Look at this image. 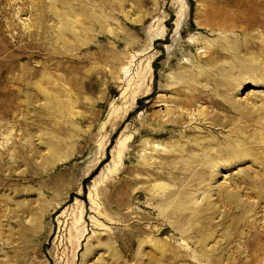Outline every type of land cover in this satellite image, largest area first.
<instances>
[{
	"label": "rangeland",
	"instance_id": "obj_1",
	"mask_svg": "<svg viewBox=\"0 0 264 264\" xmlns=\"http://www.w3.org/2000/svg\"><path fill=\"white\" fill-rule=\"evenodd\" d=\"M212 16L262 43L264 0H0V264H264V110L230 103L263 105L264 82L237 79L231 53L211 60L205 46L235 37ZM142 71L146 91L111 121ZM168 110L185 119L153 135ZM232 139L249 140L237 162L160 167L169 144ZM173 188L210 207L177 231L156 201Z\"/></svg>",
	"mask_w": 264,
	"mask_h": 264
},
{
	"label": "bare ground",
	"instance_id": "obj_2",
	"mask_svg": "<svg viewBox=\"0 0 264 264\" xmlns=\"http://www.w3.org/2000/svg\"><path fill=\"white\" fill-rule=\"evenodd\" d=\"M211 18H214L211 19L212 25H216L217 27H219L222 32L225 33V31L229 29L231 30V32H233V34H235V37H233L232 39H227L226 43L222 45L209 46V47L205 46L207 47L206 49H208L209 53L213 54L211 60L217 61L219 57L224 55V52L231 53L232 55H235L236 58L234 60L228 61V63L232 69H236V74L238 76L237 79H241V81L243 80L246 81L245 79H247L248 77L252 83H258L259 81L264 82V35L259 34L257 37H255L261 39L262 43L256 41L248 42L243 36L244 35L243 32L239 31L238 34L236 33L235 28L238 27V25L240 24L238 20L232 21L226 17H218V16H212ZM244 20L246 22V20L248 19L244 18ZM243 27L246 28L244 25ZM202 69L204 70L206 68H202ZM146 75L147 74H145V72L142 71V72H136L131 77L130 82L128 83V87H126L121 92L119 101L116 100V103H114L110 109L109 117L111 121L115 120L117 116H120L121 114L123 115L129 109L128 102H130V100H133L134 98H136L138 94L144 93L146 91L145 89H143V82L145 80ZM237 83L238 82H232V83L229 82L228 88L232 90L235 89L236 86L239 85ZM230 103L232 104V107L236 108L244 115H252L259 110L260 111L264 110V104L257 107L254 105L255 103L252 102L244 104L243 102L233 101ZM167 113L170 115V117L162 124V128L161 126H160L161 129L158 126H155L150 130L153 135L164 136L169 133L168 132L169 123H171L170 125H172V123L173 124L179 123L183 121V119H185L184 115L179 116V118L178 117L176 118V116L175 118H173L171 115L172 114L171 110H168ZM190 114H194V113L190 112ZM228 114L224 116V119L227 118L226 120L220 118L221 116L220 117L216 116L211 119V122L225 126L226 125L225 123H227L228 121V117H227ZM205 119H209V118L205 117ZM171 127L175 128V126L173 125ZM233 131L235 132V134L237 133V135L238 133L241 134L244 133L243 130L240 129H234ZM263 131L264 130L259 131V134L262 137L259 143L264 144V140H263L264 133H261ZM232 140L233 141L228 142L225 145V147L222 146L214 149L212 147H207L208 142H200L198 140H195L194 143H187V145L182 149L177 148L178 153H176V147H175L177 144H175V146L173 144H169L167 146V150H164L163 156H166V158L168 156H173L174 160H172L171 162L162 163L160 167L163 171H167L170 173L177 172V170H181V169H188L189 171L200 172V171H206L208 169L210 170L212 168L214 170V167H220L219 165L221 164L222 161L225 162L231 161V163L233 161L237 162L238 159L236 158H238V156L240 155L239 149L241 148V146H245V143L249 142V140L248 141H245L243 139H239V140L232 139ZM196 148L202 149L201 152L193 153V149ZM159 154H160V150L157 147H155L153 148L151 154H149V158H153V156L158 157ZM185 154H188L187 159L183 158ZM184 161H186V163H183ZM176 194H177V189L174 188L169 189L165 192L164 198L162 199L157 198L156 201L162 200L165 210L167 212L171 211L173 212L172 214H175L173 216L174 217L173 226L175 227L174 230L177 231V230H182L188 222L190 223L192 220L201 216L203 212L209 210L210 207L207 206L205 208H198V206L196 207L194 205L187 207L186 204L187 202H189V199H187L186 195L188 194V191L183 190L182 192H180V194L177 196L175 200L174 196H176ZM221 196L226 202H231L232 197L234 195L232 193L226 192L223 193ZM170 198L171 199L174 198V201L172 200L169 201ZM188 209H191V211H188ZM188 213H191V215H188ZM207 224L211 225L210 222H208Z\"/></svg>",
	"mask_w": 264,
	"mask_h": 264
}]
</instances>
